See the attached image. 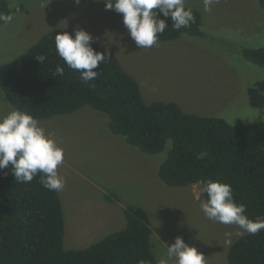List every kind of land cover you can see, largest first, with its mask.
<instances>
[{
    "label": "rangeland",
    "instance_id": "obj_1",
    "mask_svg": "<svg viewBox=\"0 0 264 264\" xmlns=\"http://www.w3.org/2000/svg\"><path fill=\"white\" fill-rule=\"evenodd\" d=\"M8 2L13 19L0 24V80L9 63L47 31L83 28L117 57L145 102H175L186 113L217 116L230 124L264 121V67L243 56L244 49L264 47V10L257 0H219L210 12L204 11L203 0H186V6L199 11L204 36L182 34L141 49L123 24L122 14L107 10L104 0ZM12 109L0 90V115ZM37 120L64 149L58 172L66 183L57 193L66 249L87 247L123 228V209L133 204L147 212L151 249L159 264L177 236L202 252L205 264H228V248L239 237L226 233H235L237 226L205 216L199 183L172 187L157 176L170 141L160 153L144 154L110 132L108 116L88 105ZM102 195L114 198L107 199L105 210ZM117 214H122L119 221ZM111 216L114 221L108 226ZM103 224L104 229L80 242L84 230Z\"/></svg>",
    "mask_w": 264,
    "mask_h": 264
},
{
    "label": "trees",
    "instance_id": "obj_2",
    "mask_svg": "<svg viewBox=\"0 0 264 264\" xmlns=\"http://www.w3.org/2000/svg\"><path fill=\"white\" fill-rule=\"evenodd\" d=\"M257 2L264 10V0ZM188 8L195 21L180 30L172 27L171 17L159 14L167 27L158 40L204 36L199 11ZM11 13L8 0H0V14ZM61 30L74 35V30L51 29L7 66L0 90L15 109L41 120L88 105L108 116L110 132L144 154L160 153L170 141L157 170L166 185L202 187L208 179H219L231 185L249 218L264 217V121L230 124L221 117L186 113L175 102L147 103L117 57L96 41L93 48L109 58L94 69L99 71L95 79L84 82L56 51L55 35ZM40 55L47 57L43 64L35 58ZM243 56L264 67V47L244 49ZM58 65L64 68L62 76L54 75ZM202 197L208 198L206 193ZM123 215V228L87 247L66 249L58 193L44 188L39 174L30 183L17 181L9 166L0 170V264H159L151 249L147 212L128 204ZM227 263L264 264V230L235 240Z\"/></svg>",
    "mask_w": 264,
    "mask_h": 264
},
{
    "label": "clouds",
    "instance_id": "obj_3",
    "mask_svg": "<svg viewBox=\"0 0 264 264\" xmlns=\"http://www.w3.org/2000/svg\"><path fill=\"white\" fill-rule=\"evenodd\" d=\"M75 2L79 4L80 0ZM218 2L203 0L204 11L210 12ZM104 5L107 10L122 14L123 24L140 49L151 48L164 33L167 25L165 19L159 17L160 13L165 18L171 17L176 30L187 28L195 21L192 9L186 7V0H104ZM12 19L11 15L0 14V21L5 24ZM93 43L92 35L83 28L76 29L74 35L64 30L55 35L59 57L69 68L79 71L84 82L95 79L99 71L94 69L109 58L106 52L96 51ZM35 58L40 64L47 59L44 55ZM63 74L64 68L58 65L54 75ZM63 163L64 149L55 134L46 130L33 115L20 109L0 115V170L11 166L15 179L23 183H30L39 174L44 188L58 192L66 183V178L58 172V166ZM200 191L208 197L200 202V208L209 220L239 229L226 236L255 235L264 230V217L249 218L246 205L235 201L229 183L208 179ZM170 260L173 264H205V255L177 236L174 243L167 246V257L160 264H168Z\"/></svg>",
    "mask_w": 264,
    "mask_h": 264
},
{
    "label": "crops",
    "instance_id": "obj_4",
    "mask_svg": "<svg viewBox=\"0 0 264 264\" xmlns=\"http://www.w3.org/2000/svg\"><path fill=\"white\" fill-rule=\"evenodd\" d=\"M100 197V201H102L103 203H104V210L106 209V206H107V204H108V202H107V199L105 198L106 196H99ZM106 202H107V204H106ZM110 203V202H109ZM113 204V203H112ZM111 207V206H110ZM108 209V208H107ZM117 209V208H116ZM117 213H121V209L119 208V209H117ZM122 219V214H117V219H116V221H119V220H121ZM111 221H114V219L112 218V216L109 218V220H108V222L106 223L108 226H110V224H111ZM104 222V221H103ZM105 224H103V225H99V226H97V228L96 229H93V228H89V229H86V230H84L85 232L83 233V236H81V238H79L80 239V242L82 241V240H86V239H88V238H91V236L92 235H95V233H97L98 231H100V230H102V229H104V228H102L103 226H104ZM65 229H66V226H65ZM76 228H75V226H74V228H73V230H75ZM107 230V229H106ZM82 232V231H81ZM114 232V231H113ZM72 235H74V232H72Z\"/></svg>",
    "mask_w": 264,
    "mask_h": 264
}]
</instances>
